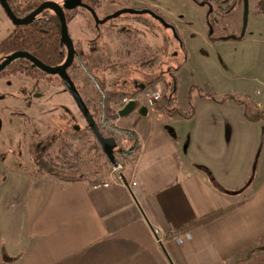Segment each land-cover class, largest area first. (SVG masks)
<instances>
[{"label":"crops","instance_id":"0c3cea01","mask_svg":"<svg viewBox=\"0 0 264 264\" xmlns=\"http://www.w3.org/2000/svg\"><path fill=\"white\" fill-rule=\"evenodd\" d=\"M249 2L242 39L208 36L205 18L206 27L181 33L187 58L175 87L181 108L195 84L248 96L250 104L195 93L191 118L168 115L163 100L143 115H117L114 125L135 132L140 148L135 161H123L122 182L108 186L8 169L0 182V264H248L250 251L264 245V7ZM140 4L175 25L151 0ZM194 63L196 78L186 73ZM200 167L230 193L215 189Z\"/></svg>","mask_w":264,"mask_h":264},{"label":"flooded vegetation","instance_id":"af4514ba","mask_svg":"<svg viewBox=\"0 0 264 264\" xmlns=\"http://www.w3.org/2000/svg\"><path fill=\"white\" fill-rule=\"evenodd\" d=\"M5 1L12 14L19 20L25 19L39 7L43 6V8L26 24L15 25L0 3L1 9L11 23L7 35L0 41V44L5 40L9 41L14 39L15 33L18 31L22 32V36H20L18 40L25 41L29 32H32L35 27L41 26L38 32L32 34V36H36L32 51L26 49L28 45L25 44L18 45L14 48H9L7 45L6 48L0 50V64L9 55L16 52H23L50 68L62 65L68 57V47L65 41L62 40L61 19L55 10L60 8L74 50V57L71 63L66 67L65 72L85 103L89 97L95 98L97 96L100 80L102 78L105 80L104 89L110 88L107 78L104 75H115L118 72H122L124 69L128 70V75L118 82L115 89L110 88L109 90H114L117 93L135 92V94H118L117 97L113 99V103L119 102L124 96L138 98L144 91L148 90L146 87L150 79L147 76L151 72V59L153 56L152 45L148 41V35L152 32L154 21L155 24L164 27L157 19L153 18V16L147 12L149 10L153 12L157 11L156 9L140 3L135 4L131 0H128L127 6L109 10L107 6H110L111 0ZM125 9H131L134 12L122 13L115 18H110L101 23L105 18L113 15L117 11ZM139 11L145 12L137 13ZM157 15L164 19L162 15ZM78 17L88 18L89 30L87 29V31H90L89 36L80 37L77 33V35H73L69 24L72 22V19ZM116 21H118V23H114ZM109 22L112 24L107 25ZM166 36H164L162 44L157 46L161 49V54H163L166 49ZM43 48L51 52L52 56L42 54L40 50ZM57 49L58 52H54ZM134 56L137 57L133 63H126L129 58L132 59L131 57ZM58 57L61 59L60 62H57ZM104 60H106V63H102ZM16 76L31 80L32 89L27 98L29 104L33 102L36 103L39 99H42L44 96V89H49L59 95V100H57L55 107L61 109V112L57 116L58 123L56 126L44 127L43 131H40L36 125L37 123L30 114L4 108L6 106L8 107V100H16V96L6 90L7 87L10 86L9 79ZM0 81L3 82L0 84V105L4 103L6 105L4 107L0 106V133L5 125L4 117L13 118L15 114L22 117L23 120H29L34 125L32 135L37 138L33 140L27 150L29 157L28 166L31 165L29 168L31 169L33 167L34 172L36 167L34 158L41 152L52 156L54 153L51 151V148L54 145H56V151H58V147L61 146L62 143L66 145L72 144V136L69 134L72 129L80 131V135L84 133L87 134L83 131L84 126H87L86 122L85 125L81 124L78 121L79 117L73 113L72 106H76L75 100L63 79L58 74L47 73L35 65L30 59L20 57L8 63L0 70ZM81 118H83L82 115ZM58 133L61 141L53 142L52 138ZM68 139H71V142ZM15 154L16 157L13 158L10 164H6L5 158L3 159L2 156H0V176L10 167L25 169L15 164V160L23 158V154L21 151H17ZM10 156V154L7 155V157Z\"/></svg>","mask_w":264,"mask_h":264},{"label":"trees","instance_id":"16d2710c","mask_svg":"<svg viewBox=\"0 0 264 264\" xmlns=\"http://www.w3.org/2000/svg\"><path fill=\"white\" fill-rule=\"evenodd\" d=\"M198 4L208 7L209 10L205 16L206 23L208 27L211 26V14H212V3L220 6L221 8H216L213 11L216 14H227L229 10L227 9L231 3L229 0H194ZM233 7V6H232ZM231 7V8H232ZM155 13L161 15L157 11ZM165 21H167L165 19ZM171 24V23H170ZM173 26V24H171ZM165 29L164 27L155 24L153 22L152 28ZM174 30H175V26ZM40 27H35L32 32H29L25 41H19L18 38L22 36V32L18 31L15 34V38L9 41L5 40L0 44V50L7 47L14 48L18 45H28V50L32 51V46H34V41L36 36H32L35 32H38ZM167 30V36L165 38V51L161 54V49L157 51L155 55L152 56L151 59V72L148 74L150 81L148 82V89H155L156 84L159 81L164 80L165 93L163 95L164 108L168 115L171 116H180L182 118H191L194 114V104H193V96L195 93H198L201 98L207 100H214L216 102L225 103L228 101H234L237 103L243 104L245 107L248 106L249 97L240 94L234 95H224L219 96L214 93L204 92L197 85H191L188 89V106L187 108H181L176 102V72L185 64L187 58V52L184 48L183 42L181 38L177 35L175 30V34L171 29ZM242 35L236 36V39H242ZM221 39V38H220ZM172 46V50L168 48ZM42 54H46L47 56H52V53L45 50L44 48L40 50ZM54 52H58V49ZM61 59L57 58V62H60ZM162 65H167L164 72H160L159 68ZM166 74V75H165ZM167 76V77H165ZM105 80L102 78L100 80L99 91H97V96L95 98L89 97L86 100L87 107L98 124L99 130L104 137H113L116 140L117 147L115 149V156L118 162L125 161L131 162L135 161L138 152H139V140L135 132L118 128L114 125V121L117 118L116 111L113 108V99L117 97L118 94L122 95H134L135 92H127V93H117L114 90L104 89ZM104 89V90H103ZM97 103V104H95ZM250 104V103H249ZM247 113V112H246ZM83 131L87 134L92 135L89 132L87 126H84ZM80 131L72 129L69 133L72 136V140H78V134ZM93 136V135H92ZM60 135L59 133L52 138V141H59ZM136 140L135 150L127 155H124V151L127 150L133 142ZM61 141V140H60ZM124 141L129 142V145H124ZM85 151L76 150L73 144H64L58 147L57 153L54 155H47L44 152H41L34 158L35 163V172L39 175L43 176H52L64 181H85L90 185H101L106 182L108 169L111 167L107 158L101 152V149L95 140V138L90 141L87 140ZM89 156V158H88ZM86 157L88 159H86ZM203 171H205L208 175L209 181L212 186L219 190L222 193H230L229 190L224 188L204 167H200ZM233 207H228L226 209H221L210 214H207L188 225L183 227H179L175 229L171 234L167 236V238H172L177 236L183 232L189 231L192 227L196 225L203 224L224 212L230 210ZM262 251L264 250V245L252 249L250 253L254 251Z\"/></svg>","mask_w":264,"mask_h":264},{"label":"rangeland","instance_id":"374dc122","mask_svg":"<svg viewBox=\"0 0 264 264\" xmlns=\"http://www.w3.org/2000/svg\"><path fill=\"white\" fill-rule=\"evenodd\" d=\"M133 3L138 4L140 3V0H131ZM154 4H156L159 8L163 10V12H166L165 15L168 16V20L173 21L175 23V30L177 32V35L181 38V33L186 34L189 36V31L193 28L194 30H197L198 28H204V24H202V21L205 18V14H207L209 8L202 6L195 2L194 0H151ZM231 5L227 8L229 12L227 14H216L213 10L218 8H221L220 6L212 3V14L211 17V26L208 27L207 23V31L208 36H211L210 32L213 36H227V35H239L244 32L245 29H243V17H244V10H245V2L247 4V19L248 14L253 12V7L250 6L249 0H229ZM256 3H258V8L264 7V0H255ZM107 2V1H106ZM241 4L242 8L241 10L237 11L236 13L233 12V8L237 6V4ZM128 0H111L110 6H107V9H118L122 6H127ZM233 6V7H232ZM232 7V8H231ZM168 11L170 12V15L168 14ZM168 14V15H167ZM165 19V18H164ZM88 18L85 17H78L76 19H72V22L69 24L70 28L72 30L73 35L78 34L80 37H86L90 35V31H87L88 29ZM124 21V20H122ZM121 21V22H122ZM120 22V21H119ZM118 23V21L114 22ZM113 23V24H114ZM247 23V22H246ZM112 24L109 22L107 25ZM183 24L186 26V29H183L181 27ZM178 26V28L176 27ZM11 27V23L8 20L6 14L3 12V10L0 7V41L7 35L8 29ZM263 27V26H262ZM89 30V29H88ZM264 30V28H263ZM76 34V35H77ZM167 35V30L153 28L151 34L148 35V41L152 45V53L155 55L157 53V50L162 44V41L164 39V36ZM150 36V38H149ZM260 38L264 39V33L260 36ZM194 43V49L197 50L199 45L195 43L194 39L192 38ZM182 40V38H181ZM183 42V40H182ZM184 45V44H183ZM168 48L172 50V46L170 45ZM185 48V47H184ZM186 50V49H185ZM137 56L131 57L132 59H128L126 63H133L135 58ZM102 63H106V60L102 61ZM122 63V62H121ZM106 65V64H105ZM188 65V64H187ZM167 66V65H166ZM165 65H162L159 68L160 72H164L166 69ZM208 66V63L205 65ZM186 73L192 78H196L199 76L198 72V66L197 63H194V65L189 66L187 68ZM197 73V74H196ZM128 75V70L124 69L122 72H118L115 75L106 74L104 75L107 78L108 86L110 88L115 89L118 82ZM166 75V74H165ZM167 77V76H165ZM10 86L7 87V91L14 94L16 97V100L7 101L8 107L4 104L0 105L4 108H8L11 110H16L19 112H25L30 114L34 121L37 123L38 130L43 131L44 127H52L56 126L57 116L61 112V109L56 108L55 104L57 103V100H59V95L55 94L53 91L49 89H44V96L42 99H39L36 103L29 104V101L27 100L32 86H31V80L26 79L24 77H11L10 79ZM163 81H159V83ZM3 82L0 81V84ZM157 83L156 85H159ZM161 84V83H160ZM196 85V84H195ZM162 86V85H161ZM161 86L159 85L158 90H160ZM180 86V85H179ZM2 88V87H1ZM107 88V89H110ZM155 89H157L155 87ZM189 89V88H188ZM161 91V90H160ZM186 91V89H184ZM162 93V92H161ZM188 95V91H187ZM163 96V94H162ZM72 111L77 117H79V122L81 124L85 125V121L83 118H81V114L76 108V106H72ZM5 118V125L0 133V156L5 160V163H12V160L14 157H16V152L21 151L23 154L22 157L24 158H18L15 160V164L17 166H21L22 168L26 169V172L28 174H31V171L28 166V154L27 150L29 149V146L32 144L33 140L37 137L32 135V130L34 125L29 120H23L22 117L15 114L13 118ZM81 118V119H80ZM44 133V132H43ZM94 137L90 134H82L78 135V140L74 141L72 140V144L75 147L76 150L85 151L88 144H86L87 140L92 141ZM71 142V139H68ZM124 145H129V142L124 141ZM56 145H54L51 148V151L55 154L56 151ZM56 151V152H55ZM10 154V157H7V155ZM7 158V159H6ZM89 158V156H88ZM86 157V159H88ZM9 159V160H8ZM119 163H123V161H120ZM13 169V168H9ZM124 169V168H123ZM112 170V166L108 169V175L107 179L109 178V173ZM36 173V172H35ZM10 173H3L2 176H0V182L6 180L9 178ZM7 176V177H6ZM11 178V177H10ZM249 260L248 264H264V251L257 252L254 251L252 254H249ZM246 264V262H244Z\"/></svg>","mask_w":264,"mask_h":264},{"label":"water","instance_id":"95a60500","mask_svg":"<svg viewBox=\"0 0 264 264\" xmlns=\"http://www.w3.org/2000/svg\"><path fill=\"white\" fill-rule=\"evenodd\" d=\"M0 3L4 7L7 15L9 16V18L12 20V22L15 25L26 24L36 14H38L41 11V9L43 8V6H41L36 11L31 13L28 17H26L25 19L19 20L12 14V12L8 8L5 0H0ZM246 6H247V4L245 2V10H244V17H243V29H245L246 22H247V7ZM55 10L61 19L62 40L65 41V43L68 47V57H67L66 61L60 66L50 68V67L43 65L41 62H39L38 60H36L35 58H33L32 56H30L27 53L16 52V53H13V54L9 55L8 57H6V59L0 64V70L4 66H6L8 63L12 62L13 60H16L20 57H25V58L30 59L35 65L40 67L45 72L50 73V74H58L63 79L68 90L72 94V96L75 100V103H76V107L79 110V112L81 113L82 117L84 118L86 125L89 129V132L93 135V137L97 141V143L101 149V152L107 158L110 165L112 167H116L118 164V161H117L116 156H115V149L117 147L116 140L113 137H104L102 135V133L99 130L98 124L96 123L95 119L91 115L86 103L81 99L79 93L77 92L74 85L72 84V82L70 81L68 76L66 75L65 69L71 63V61L74 57V50H73L71 40H70L68 33H67V28H66V24L64 22V18L62 16V11L60 10V8H57ZM126 12L132 13L134 11L131 9H125V10L117 11L113 15L105 18L103 21H101V23L105 22L106 20H108L110 18H115V17L119 16L120 14L126 13ZM142 12H145V11H139L137 13H142ZM147 12L150 15H152L153 18L157 19L165 28L171 29L173 31V33L175 34L174 27L170 23L166 22L162 17L158 16L157 14H155L151 10H149ZM146 110H147L146 105L142 104L139 101V99L136 97V98H131L127 103H125L118 110H116V115H118L119 117H125V116L130 115L133 112H137L138 114L143 115L146 113ZM135 147H136V140L133 142L131 147H129L127 150L124 151V155H127V154L133 152L135 150Z\"/></svg>","mask_w":264,"mask_h":264},{"label":"built area","instance_id":"2783aa9c","mask_svg":"<svg viewBox=\"0 0 264 264\" xmlns=\"http://www.w3.org/2000/svg\"><path fill=\"white\" fill-rule=\"evenodd\" d=\"M131 98L129 96H124L122 99L113 104V108L116 111L118 108L123 106L125 103H127ZM139 101L146 105L147 107H152L156 103L162 101L163 96L160 90L158 89H148L142 93L141 96L138 97ZM122 173H123V164L119 163L117 164L116 167H112V170L109 173V178L106 182H104L101 185L108 186L109 183L113 182H122ZM131 187L136 185L135 181H132L130 183ZM100 185H94V187H98ZM184 236H189L188 233H185Z\"/></svg>","mask_w":264,"mask_h":264}]
</instances>
